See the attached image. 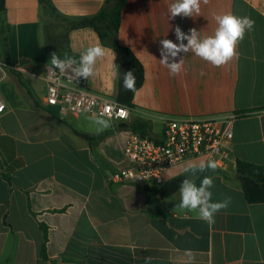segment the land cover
<instances>
[{
	"label": "crops",
	"instance_id": "crops-1",
	"mask_svg": "<svg viewBox=\"0 0 264 264\" xmlns=\"http://www.w3.org/2000/svg\"><path fill=\"white\" fill-rule=\"evenodd\" d=\"M70 18L96 14L104 0H50ZM172 0H127L118 44L143 66L144 81L133 99L130 121L143 120L151 135L164 118H210L244 114L233 128L231 162L225 169L198 173L213 178L212 200L231 203L209 226L195 212L175 207L179 191L162 198L141 186L113 183L108 177L132 167L123 155L128 130L97 134L83 114L55 119L45 103L46 65L40 0H6L12 66L0 50V264H264V204H249L231 182L237 161L264 166V0H208L199 16L169 19ZM232 13L255 24L237 47L238 56L222 67L180 53L183 70L172 76L161 64L160 41L179 43L175 27L212 35L216 15ZM72 57L101 44L92 28L68 34ZM187 43V41H184ZM104 46V45H103ZM96 74L84 79L94 93L117 97L119 56L104 46ZM115 53V60L112 53ZM40 104V107L36 105ZM127 122V124H128ZM193 159L167 169L164 182L179 176ZM224 173L230 178L227 181ZM8 178V179H7ZM47 231L45 243L43 227ZM45 243L46 259L41 258Z\"/></svg>",
	"mask_w": 264,
	"mask_h": 264
},
{
	"label": "built area",
	"instance_id": "built-area-1",
	"mask_svg": "<svg viewBox=\"0 0 264 264\" xmlns=\"http://www.w3.org/2000/svg\"><path fill=\"white\" fill-rule=\"evenodd\" d=\"M47 75V70L46 74ZM47 106L62 114L95 115L115 103L117 107L106 114L113 124L128 122L132 111L116 99L89 91L84 78H71L70 73L58 70L52 79L45 77ZM121 109L125 115H121ZM6 104L0 91V114ZM230 113L210 118H164L161 133L143 137L129 131L123 147L125 159L132 165L108 177L109 182L131 183L138 186L159 187L164 183V172L188 160L213 159L216 169H225L231 162L230 143L235 121L243 116ZM138 177V178H137Z\"/></svg>",
	"mask_w": 264,
	"mask_h": 264
},
{
	"label": "clouds",
	"instance_id": "clouds-1",
	"mask_svg": "<svg viewBox=\"0 0 264 264\" xmlns=\"http://www.w3.org/2000/svg\"><path fill=\"white\" fill-rule=\"evenodd\" d=\"M201 3L207 4L208 0H172L168 7L169 19L177 16L194 17L199 16L201 12ZM217 27L212 35L201 36L200 31L195 28L190 29L186 34L179 26L175 27V36L179 43L170 39H162L160 41L159 60L168 70L169 74L176 76L183 70V58L177 62L176 58L180 53H193L196 57L211 64L213 67H222L238 56L237 47L243 41L247 32L251 31L255 22L249 17H241L232 13L216 15L214 17ZM187 41V43H184ZM107 51L101 44L87 47L80 53L79 58H73L67 54L61 58L56 52L51 54L50 61L46 65L47 77L52 79L54 73L58 70L61 74L70 73L71 78L89 79L96 74V65L98 60L106 56ZM115 60V53H112ZM123 88L126 91L135 93L136 77L132 71H128L123 75ZM117 105L115 103L107 106L103 112L90 117L95 124L97 134L111 128L110 119L106 118V114ZM125 110L121 109V115H125ZM217 162L213 159L201 161L198 165L190 163L185 167L184 171L189 174L179 185L178 191L180 195L179 204L176 208L182 211L195 212L199 219L205 221L209 226L214 224L215 215L222 209H225L231 203L230 198L223 201L212 200V192L210 189L214 186L213 178L203 176L199 185L195 182L198 173L205 171H215ZM138 178V177H137Z\"/></svg>",
	"mask_w": 264,
	"mask_h": 264
},
{
	"label": "trees",
	"instance_id": "trees-1",
	"mask_svg": "<svg viewBox=\"0 0 264 264\" xmlns=\"http://www.w3.org/2000/svg\"><path fill=\"white\" fill-rule=\"evenodd\" d=\"M6 0H0V50L3 54L5 66L10 69L12 66L9 45H8V24L3 19L6 6ZM41 5L44 7L47 18L42 25V41L43 48L47 56L50 58L51 54L56 52L61 58L65 54L72 57L69 46L68 34L72 30L92 28L97 33L102 45L114 48L119 56L118 80H117V97L116 100L129 108L132 112L134 109L133 99L135 93L141 88L144 81L143 66L133 52L118 44V34L121 27L122 12L127 4V0H104L103 6L96 14L83 18H70L60 14L50 0H40ZM53 21V25L51 22ZM128 71H132L136 77L135 93L126 91L123 88V75ZM40 107V104L36 102ZM51 115L58 119L55 111L51 110ZM128 130L141 134L143 137L151 136V132L147 124L140 118H134L128 122L126 128L120 130ZM208 170L207 172H210ZM216 172L223 173L218 169ZM227 181L230 178L224 173ZM186 176L176 177L168 182H164L159 187L152 185L141 186L149 192H153L162 198H169L178 192L180 182ZM8 179V178H7ZM236 183L244 193L245 199L249 204H264V166L254 165L251 163L237 161L234 177L231 181ZM43 228L45 243L47 241V231ZM45 243L41 250V258L46 259Z\"/></svg>",
	"mask_w": 264,
	"mask_h": 264
},
{
	"label": "water",
	"instance_id": "water-1",
	"mask_svg": "<svg viewBox=\"0 0 264 264\" xmlns=\"http://www.w3.org/2000/svg\"><path fill=\"white\" fill-rule=\"evenodd\" d=\"M127 125H128V124H127L126 122L119 123V127H120V128H126Z\"/></svg>",
	"mask_w": 264,
	"mask_h": 264
},
{
	"label": "rangeland",
	"instance_id": "rangeland-1",
	"mask_svg": "<svg viewBox=\"0 0 264 264\" xmlns=\"http://www.w3.org/2000/svg\"><path fill=\"white\" fill-rule=\"evenodd\" d=\"M51 22V21H50ZM52 24L51 25H53V21L51 22Z\"/></svg>",
	"mask_w": 264,
	"mask_h": 264
}]
</instances>
